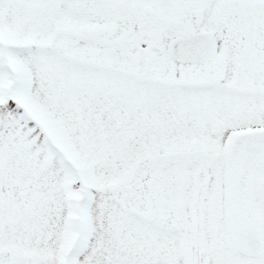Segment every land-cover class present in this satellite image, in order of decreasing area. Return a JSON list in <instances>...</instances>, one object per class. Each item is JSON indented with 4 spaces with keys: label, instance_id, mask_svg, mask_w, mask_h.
Masks as SVG:
<instances>
[{
    "label": "snow or ice",
    "instance_id": "6c2138e0",
    "mask_svg": "<svg viewBox=\"0 0 264 264\" xmlns=\"http://www.w3.org/2000/svg\"><path fill=\"white\" fill-rule=\"evenodd\" d=\"M0 264H264V0H0Z\"/></svg>",
    "mask_w": 264,
    "mask_h": 264
}]
</instances>
